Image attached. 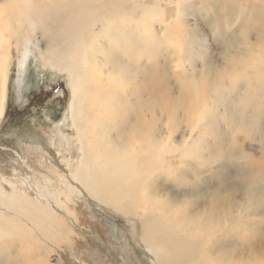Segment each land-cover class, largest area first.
Instances as JSON below:
<instances>
[{
    "label": "rangeland",
    "instance_id": "obj_1",
    "mask_svg": "<svg viewBox=\"0 0 264 264\" xmlns=\"http://www.w3.org/2000/svg\"><path fill=\"white\" fill-rule=\"evenodd\" d=\"M156 1L164 0H115L119 6L140 8L139 5H145L155 15L160 16L154 18L149 13L148 15L157 21L152 22L150 26H147L149 29L144 31V28L134 22L131 24L132 30L129 33L132 36L134 33L138 34V37L143 34L146 36H143L144 39L147 37L149 39L156 38L159 41L158 47L156 46L155 49L146 45L147 40L139 44L143 47L142 49L139 47V49L144 53L148 51L146 55L151 54L152 57L149 62L150 72L148 76L149 74L150 76L148 82L153 91V98L150 99V109L153 112V129L154 125L159 124L161 108H164L166 112L164 115L165 122L173 120L178 128L173 139L165 141L167 149L169 148V151L172 149L165 155L167 169L158 171L160 176L156 181L157 184L151 185V190L147 188L146 180H144L145 178L149 179V177L143 175L145 177L141 185L147 189L140 188L135 201H143L144 197H147L145 201H153V197H161L165 201H219L224 198L225 201L230 199L234 204L243 201L250 202L252 196L256 194L254 192L253 195H250V185L254 180L253 178L258 176L252 175L258 172L255 163H264V121L257 116L250 120L251 118L247 119L245 114L236 113L234 108H230L231 100L226 97H224L225 100L221 99L222 101H213L210 97L199 95L197 98L195 95L199 91L205 94V91L210 90L209 85L217 77L215 71L222 74L227 73L224 70V56L231 43L230 41L218 40L217 33L226 30L227 35L239 37L241 31L240 28H237L239 21L233 22L232 19L236 16H234L233 9L228 12L227 0L219 2L214 0H178L172 2L173 4L163 2L160 3V6H156ZM152 3L153 6H151ZM261 3H264V0H261ZM4 4V1L0 0V6ZM245 11L248 22L245 26L247 29H243V31L253 34H250L249 42L256 45L253 29L262 19L264 11L249 3H247ZM189 13H192L190 14L192 16ZM59 16H64L66 21L74 24V21L69 18V13ZM253 18L255 20L252 22ZM180 23L185 27L182 28L183 30L195 31L197 36L199 35L204 39L200 40L197 37L195 40L192 39V43L189 44V38L186 41L183 40L184 37L180 38L181 36L178 37L179 39L176 38L174 34L180 32L178 30ZM214 23L219 24V31L213 26ZM136 26L138 27L136 28ZM100 27L101 24L98 22L94 27L95 35L99 34ZM22 28L16 27V31L21 32ZM138 28L141 30L138 31ZM141 31L142 34L138 33ZM30 33L34 39L33 42L39 43L40 48L45 50L50 47L49 43L44 42L45 35L41 26L32 27ZM55 33L58 37L55 45L61 49L66 43L63 28L58 27ZM86 34L89 35L93 46L98 44V37H95L89 29ZM134 37L138 39L137 35ZM112 40L113 37H105L103 43L105 48L109 50L107 51L108 54L116 58L119 46L110 49L112 46L109 44ZM3 47L8 50L12 57L13 55L16 56L8 77V98L5 112L0 119V211L4 215L0 214V218H13L14 224L20 227L18 228L20 234L14 232L11 234L10 231L3 230L0 244L11 247L15 253L22 256L27 250L25 241L31 240L32 246H35L32 249L36 251L35 263L37 264H155L154 257L148 251L142 238L141 217L137 214L126 216L112 207L104 206L89 196L77 180V177L82 179L79 170L81 169L85 145L88 143L90 147H93L91 150L97 151L98 143L96 141L99 142L104 136L103 127L96 124V121L100 122V120L94 118L98 112L93 107L96 101L80 94V97L86 100L80 104L85 105L83 114L88 116L87 124H89L82 137H75V128L59 131L54 124H63L67 121L68 109L74 97L71 78L46 68L37 70L36 65L39 62L33 55L38 54L36 53L37 50L32 51L33 54L31 53L32 55L26 59V66L19 68L16 64V57L21 54L22 46L16 37L14 40H9L8 45L3 44ZM137 47L135 44L136 50L134 52L138 55L137 52L140 50ZM9 49L11 50L9 51ZM125 56L126 54L122 56L123 62H110V64L117 63L122 70L126 66L125 63H128ZM261 56L264 61V49H262ZM79 61L82 66L86 65L82 59ZM143 63H140V68ZM142 70L141 68L139 71ZM208 70L209 72H207ZM79 71L81 75L82 72L85 73V79L88 81L86 83L88 97L91 98V95L96 94L98 96L97 101H107L108 97L101 96L99 92L103 91V86L114 87L113 79H105L103 76L104 83H102L97 76L98 78L90 83L89 76L91 73L85 72L81 68ZM180 74L183 75L180 76ZM2 77L0 73V79ZM198 77L202 80H199ZM42 79L46 82V85L43 86L46 90L49 85L63 88L62 94L65 95V99L61 106L62 112L56 118L58 121L54 120V117L50 115L51 113L46 111H42L40 116H35L34 113L38 111L37 106L31 110L32 114L30 111L27 112L30 116L29 119H25L20 113V110H23L32 96L35 97V102H39L42 98V89L38 87ZM83 79L80 80L81 85ZM130 81L129 78L125 87ZM203 81H207V84ZM195 86L197 89L194 91L188 90ZM241 86L243 84L240 81L238 87ZM114 92L115 89L108 93L113 94ZM117 99L119 100V98ZM193 104H196V107L199 106L198 112L200 111V113H206L213 106V108L218 106L217 112H213V117L218 116V118L216 124L213 121L209 122L212 119L203 116L204 120L199 121L200 124L196 126L195 133L193 132V139L197 141L193 144H196L197 149L186 153L187 145L192 143L191 140L187 139L186 145L181 150L176 148L183 143L182 134L189 131L188 121L191 120L188 115L191 112L189 107ZM216 104L218 105L216 106ZM226 108L229 109L227 110L228 113ZM202 109L203 112H201ZM205 109L207 110L204 111ZM221 114L225 116L221 117ZM199 118L198 115L196 119ZM58 133L60 136L62 134L67 137L68 141L73 144L70 146L63 140L62 136L58 138ZM28 135L30 137L38 135L41 140L34 143L26 141ZM197 135H199L198 139ZM191 153L195 157L185 158L187 154ZM182 158L183 162L180 165L179 162L182 161ZM191 160L195 162L193 167H189L187 163H192ZM169 162H177V164L174 167H168ZM207 162L208 164H206ZM13 168L18 173L13 172ZM187 171H191L192 174L194 172L195 176L188 177ZM153 177L152 175L151 178ZM40 196H44L52 202H54V198H57L62 209L56 208L54 203L53 207H48L46 201ZM253 201L257 217L245 219L246 226L235 231L239 234L234 235V241L243 243L248 236L257 237V261L264 264V193L256 196ZM148 207H150L149 204ZM48 210H52L54 219L60 220L62 223L57 221L63 224V227L56 228L49 224ZM41 233H44L43 237H41ZM19 237L22 238L19 239ZM29 261L22 258L21 264H29ZM32 262L30 264H34V261Z\"/></svg>",
    "mask_w": 264,
    "mask_h": 264
},
{
    "label": "bare ground",
    "instance_id": "obj_2",
    "mask_svg": "<svg viewBox=\"0 0 264 264\" xmlns=\"http://www.w3.org/2000/svg\"><path fill=\"white\" fill-rule=\"evenodd\" d=\"M3 1L5 4L0 6V15L2 14L0 18V73L3 76L0 79V119L5 112L8 98V77L16 56L13 55V58L8 53V50L3 47V44L5 45L6 43L8 45V41L14 40L16 37L22 46L21 54L16 57V64L19 68L26 66V59L33 54L32 51L37 50L38 52H35L38 54H33L39 62L36 65L37 70L46 68L59 75H68L71 78L74 97L68 109L66 124L65 122L63 124H54L59 131H66L68 128L73 130L75 128L74 135L78 138L86 133V128L89 125L87 124L88 116L83 114L85 105H81L80 103H84L85 99L80 97V94H84L85 97L87 96L88 99H92L93 101L103 102H95L93 107L98 110L94 118L100 120V122L96 121V124L103 127L102 133L104 136L99 142L98 140L96 141L98 143L97 151L91 150L93 147H90L88 143L85 145L82 153L81 169L79 170L82 179H78L77 177V180L89 196L104 206L112 207L126 216L137 214L141 217L142 238L148 251L154 257L155 264H261V261H257L258 257L256 255L257 237L248 236L243 243H240L234 241V235L239 234L235 231L243 229L246 226L244 223L245 219L257 217L253 200L256 196L264 193V163H255L257 166L255 168L258 172L252 175L258 176L253 178V181L251 180L252 184H249H251L250 195H253L254 192L256 194L252 196V201L250 202L243 201L242 203L234 204L230 199L229 201H225L224 198H221L219 201H165L161 197H153V201H145L147 197H144L143 201H135L139 189L144 187V189L148 188L151 190V185H156V181L160 176L158 171L167 169L165 155L167 152H171L172 149L170 151L169 148L167 149L165 141L173 139L178 132L175 121L168 122L167 120L165 122L164 115L166 112L164 108L160 109L159 124L154 125V129H156H153V112L150 109V99L153 98V91L149 87L150 83L148 82L150 76V74L148 76L150 72L149 62L152 57L150 56L151 54H148L149 56L146 55L148 51L146 53L141 51L140 49L143 47L139 44L147 40L146 45L155 49L159 41L156 38L149 39L147 37L149 40L147 38L144 39L142 31L138 32L142 34L139 37L138 34L134 33L132 36L129 33L132 30L131 24H134V22L144 28L143 31L148 30L149 27L147 26L157 21L151 18L148 15L149 13L154 18L160 16L155 15L145 5H139V7L141 6L140 8H136L135 6H119L115 3V0ZM175 1L178 0L156 1L155 4L156 6H160V3H172ZM214 1L219 2L221 0ZM247 3L264 11V3H261V0H227L228 12H230V9H233L234 16H236V18L232 19L233 22L235 20L239 21L237 27L241 29L239 37L227 35L226 30L223 32L219 31L218 26L220 22H218L219 24H213L219 31L217 33L218 40L224 42L230 41L231 43L230 47H227L230 52L227 51L226 55L223 53L225 55L224 70L227 73L222 74L215 71L217 74L216 80L209 85L210 90L208 88V91L204 90L209 94H203L199 91L195 95L197 98H199V95H204L212 98L213 101H222L221 99L225 100L224 97H226L228 100H231L230 108H234L236 113L240 115L245 114L248 117L247 119L251 118L250 120L255 119L257 116L264 121V61L262 60L263 55L261 56L262 49H264V14L253 29L255 33L254 41H256V45H253L249 42V37L252 33L243 31V29H247L245 26L248 22L245 11ZM151 6H153V3ZM169 9L167 8V10ZM65 13H69V18L74 21V24L66 21L64 16H59ZM254 20L253 18L252 22ZM98 22L101 24V27L99 34L95 35L94 27ZM232 24L234 26V23ZM37 26L43 28L45 35V40H43L50 44V47L45 50L44 48H40L39 43L35 44L33 42L34 39L30 30L32 27ZM16 27L22 28V31H16ZM58 27L63 28L66 39V43L61 49L55 45L58 41L55 33ZM139 28L138 31L141 30ZM182 28L185 27L180 23L178 26L180 32L177 31L179 33L174 34L176 38L180 36V38L184 37V41L189 38V44L192 43V39L195 40L197 37L200 40L204 39L199 35L197 36L195 31L189 32ZM88 29L95 37H98V44L95 46L92 45L89 35L87 36L86 34ZM135 35H137L138 39L134 37ZM105 37H113L111 44H109L112 46L110 49L119 46L116 58L108 54L107 51L109 50L105 48L103 43ZM134 39L139 41L136 42ZM135 44L138 46V50H140V52H137L139 53L138 55L134 52L136 50ZM142 44L144 46V42ZM132 53L137 56H134ZM123 54H126L125 59L128 63H125L126 66L122 70L119 64H110V62H123ZM80 59L86 65L89 62L91 63L88 66H82L79 61ZM141 62L144 63L141 66L143 70L140 72ZM79 68L91 73L89 76L90 83L95 78H98L97 76H99L102 83H104V78L113 79L114 87L109 85L103 86V91L99 92L101 96L108 97L107 101H97L98 96L96 94L91 95V98L88 97L86 88L88 81L85 79L84 72L81 75ZM209 69L211 70V67ZM81 78L83 79L82 85ZM129 78L131 81L125 87V83H127ZM199 80L202 79L200 78ZM240 81L243 86L238 87ZM205 83L207 84V81ZM113 89H115L113 94L108 93ZM195 89H197L196 86L188 90L194 91ZM181 101L183 102V100ZM227 103L229 104L228 101ZM195 105L193 104L189 107L191 110L188 114L189 118H191L188 121L189 131L187 130L188 132L182 134L183 143L176 148L177 150H181L186 145L187 139H189L192 143L187 145L186 153L197 149L196 144H193L196 141L193 139V134L195 133L196 126L200 124L199 121L204 120V115L205 118L212 119L209 122L213 121L217 124L216 120L218 116L213 117V112L217 110L218 104H216V109L213 108L214 106L212 109L209 107L210 110L206 113L203 112V109L201 111L203 113L198 112L199 106L196 107ZM227 110L229 109L226 108ZM198 115L201 119H196ZM224 116L221 114V117ZM57 135L58 138L62 136L63 140L70 146L73 144L64 135L61 134L60 136L59 133ZM27 138L26 140L30 142L41 140L38 135H33L32 137L28 135ZM54 147L57 148L56 145ZM192 154H187L185 158L193 156ZM177 160L180 161L181 159ZM182 162L183 158L179 164L181 165ZM187 163L189 167L195 165L194 161ZM176 164L177 162L170 163L168 167H174ZM13 170V172L18 173L14 168ZM187 172L188 177L195 176L194 172L193 174L191 171ZM143 175H147L149 179H144L145 176ZM152 175L154 176L153 178H151ZM143 179L146 180L147 188L141 185ZM40 198L46 201L48 207H53L54 203L56 208L62 209L57 198H54V202L44 196H40ZM160 199L162 201H156ZM148 204L150 207H148ZM51 211L48 210L49 213L47 214L50 220L49 224L56 228L63 227V224L58 222L60 220L54 219V214ZM235 212L236 214H234ZM0 214L3 215L1 211ZM13 220V218H0V237L3 234V230H8L11 234L13 232L19 233L18 228L20 227L14 224ZM242 223L244 224L242 225ZM20 232L23 233L22 230ZM43 235L44 233H41V237ZM21 238L19 237V239ZM30 241H25L27 250L22 256L15 253L11 247H5L4 244H0V264H21L22 258L30 260L29 264L33 263L32 261H34V264H37L35 263L36 251L33 250L35 246H32Z\"/></svg>",
    "mask_w": 264,
    "mask_h": 264
},
{
    "label": "flooded vegetation",
    "instance_id": "obj_3",
    "mask_svg": "<svg viewBox=\"0 0 264 264\" xmlns=\"http://www.w3.org/2000/svg\"><path fill=\"white\" fill-rule=\"evenodd\" d=\"M45 85H46V82L44 79H42L38 86L39 89H42V98H40L39 102H35V97L32 96L30 98L29 103H27L24 106L23 110H20V113L25 117V119H29L30 117L27 114V112L30 111V114H32L31 110L35 106H37L38 111L34 113L35 116L36 115L40 116L42 111H46V112H50L51 113L50 115L54 117V120L58 121L56 118L59 117L62 112L61 106H62L63 100L65 99V95L62 94L63 88L60 86H56V85H53L51 87V85H49V88L46 90L43 87ZM65 124H66V121H65Z\"/></svg>",
    "mask_w": 264,
    "mask_h": 264
}]
</instances>
